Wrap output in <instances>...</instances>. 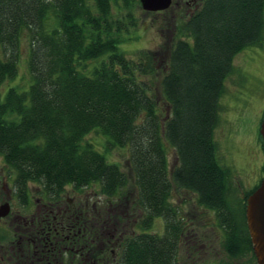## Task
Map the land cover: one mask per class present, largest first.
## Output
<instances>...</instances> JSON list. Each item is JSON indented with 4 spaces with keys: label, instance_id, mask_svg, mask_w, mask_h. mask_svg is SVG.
I'll use <instances>...</instances> for the list:
<instances>
[{
    "label": "trees",
    "instance_id": "1",
    "mask_svg": "<svg viewBox=\"0 0 264 264\" xmlns=\"http://www.w3.org/2000/svg\"><path fill=\"white\" fill-rule=\"evenodd\" d=\"M136 5L0 0V165L23 203L29 183L50 201L67 184L83 192L88 252L93 199L97 264H179L187 216L170 200L177 188L211 209L228 254L248 250L242 201L211 130L233 53L260 37L264 0H200L192 17L176 8L163 47L126 55L119 43ZM21 55L26 81L6 82ZM113 147L124 149L127 171L105 157Z\"/></svg>",
    "mask_w": 264,
    "mask_h": 264
},
{
    "label": "rangeland",
    "instance_id": "2",
    "mask_svg": "<svg viewBox=\"0 0 264 264\" xmlns=\"http://www.w3.org/2000/svg\"><path fill=\"white\" fill-rule=\"evenodd\" d=\"M176 3L175 0H171L166 7L156 10L144 9L139 3L134 7L136 24L124 33L127 38L119 43L126 55H133L138 49L163 47L170 35L169 11L179 8L185 15L186 4ZM23 59L21 55L17 73L11 80L6 79V82L22 83L27 77L28 72ZM217 103L216 120L211 130L215 155L219 162L229 167L230 178L235 188L232 197L240 203L241 193L251 189L261 175L264 161V144L257 130L259 117L264 110V6L260 37L256 42L243 45L233 53L231 68L223 76ZM85 136L101 150L96 142L101 139L98 133L91 130ZM165 146L166 167L169 169L175 163L174 151L169 144L165 143ZM104 155L107 159L110 156L119 160L121 168L127 171L122 147H113L110 151L104 152ZM176 191L170 192V200L178 207V213L181 215L184 212L186 218L191 209L192 219L199 225L195 227L196 232L201 233L204 229L201 236L203 245L197 243L195 250L185 247V242L184 245H179L176 255L178 261L184 264H221V260L230 258V264H247L248 261L241 256L247 255V251L228 254L223 250L220 226L219 228L203 226L200 223L208 224L212 219L211 209L196 203L193 191L185 188H177ZM161 224L160 216H156L152 228L158 232L162 229ZM185 239L187 241L189 238L185 237Z\"/></svg>",
    "mask_w": 264,
    "mask_h": 264
},
{
    "label": "flooded vegetation",
    "instance_id": "3",
    "mask_svg": "<svg viewBox=\"0 0 264 264\" xmlns=\"http://www.w3.org/2000/svg\"><path fill=\"white\" fill-rule=\"evenodd\" d=\"M175 2L179 5L185 3V14L192 17L200 0H175ZM261 175L258 176L253 187ZM0 176V203L6 201L7 206L6 211L0 214V264H97V242L94 238L96 226L92 222L97 209L93 206L92 198H89V203L92 211L90 228L93 232L92 236L88 238L91 243L88 252L86 248L84 249L88 234L85 231L86 227L80 223L82 212L86 216L89 209L83 192L75 191L67 184L64 185L61 198L50 201L37 195L34 184L29 183V192H27L25 203H23L18 201L13 184L7 178L1 165ZM234 194L233 191V196ZM241 194L240 200L244 217L246 194L243 195V192ZM190 211L186 215V223L183 225L186 226L184 237L189 238L187 241L185 239V247L195 250L197 243L200 245L204 243L201 241L204 229L201 233L196 232L195 227L199 225H197L198 222L193 221V214H190ZM200 223L203 226H217L218 228L221 226L217 224L213 212L212 219L208 221V224ZM161 226L163 225L161 224ZM62 229L65 230L61 231ZM221 231L223 240L224 231L223 229ZM222 248L225 250L223 244ZM247 249L245 251L248 254L241 256L245 257L248 261L247 264H256L251 244ZM176 259L178 260L177 256ZM221 261V264H230V258ZM178 263L184 264L180 261Z\"/></svg>",
    "mask_w": 264,
    "mask_h": 264
},
{
    "label": "water",
    "instance_id": "4",
    "mask_svg": "<svg viewBox=\"0 0 264 264\" xmlns=\"http://www.w3.org/2000/svg\"><path fill=\"white\" fill-rule=\"evenodd\" d=\"M171 0H138L148 10L162 9ZM258 134L264 141V111L258 121ZM6 201L0 203V214L6 211ZM244 220L256 264H264V162L257 184L245 195Z\"/></svg>",
    "mask_w": 264,
    "mask_h": 264
}]
</instances>
